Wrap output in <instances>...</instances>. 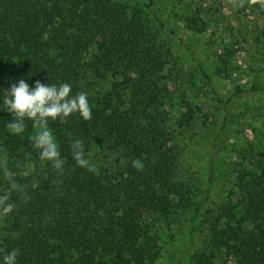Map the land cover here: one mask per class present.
I'll return each mask as SVG.
<instances>
[{
  "label": "trees",
  "instance_id": "trees-1",
  "mask_svg": "<svg viewBox=\"0 0 264 264\" xmlns=\"http://www.w3.org/2000/svg\"><path fill=\"white\" fill-rule=\"evenodd\" d=\"M154 4L0 0V93L20 79L30 87L67 82L92 107L88 121L73 116L51 125L67 161L59 177L39 162L31 125L14 136L0 111V149L29 190L27 203L0 215V249H18V264H156L158 230L183 213H191V242L200 244L190 264H264V146L238 151L237 161L218 149L231 103L264 94V86L240 84L223 97L203 66H193L225 118L212 144L201 139L191 172L182 148L194 140L196 118L179 95L188 84L185 63L175 58ZM197 15L184 14L183 21L203 33L207 24L201 10ZM71 138L83 140L91 170L74 165Z\"/></svg>",
  "mask_w": 264,
  "mask_h": 264
},
{
  "label": "rangeland",
  "instance_id": "rangeland-1",
  "mask_svg": "<svg viewBox=\"0 0 264 264\" xmlns=\"http://www.w3.org/2000/svg\"><path fill=\"white\" fill-rule=\"evenodd\" d=\"M154 9L166 27L165 35L175 58L185 63L183 78L188 84L181 88L179 95H184L195 110L196 133L193 142L182 151L189 163L188 169L196 172L202 154H199L201 139L207 136L208 143H213L221 130L225 109L215 101L211 88L193 66H203L223 97L229 98L240 84L244 89H249L253 82L264 86V0H155ZM198 10L207 24L203 33L190 30L183 21L184 14L193 13L198 17ZM229 113L231 118L219 142V156L237 161L238 151L241 154L261 151L264 94L238 96L231 103ZM196 138L199 139L195 141ZM227 167L228 164L223 167L225 172ZM191 217V213L175 215L168 225L160 227L161 254L156 264H190L189 254L200 246L199 239L191 242Z\"/></svg>",
  "mask_w": 264,
  "mask_h": 264
},
{
  "label": "clouds",
  "instance_id": "clouds-1",
  "mask_svg": "<svg viewBox=\"0 0 264 264\" xmlns=\"http://www.w3.org/2000/svg\"><path fill=\"white\" fill-rule=\"evenodd\" d=\"M0 111L8 114L6 128L14 136H22L26 129L35 130L32 147L37 158L57 177L66 169V158L62 155L60 144L51 125L66 124L73 116L88 121L92 117V107L88 95L81 91L73 92V86L64 82L44 84L36 81L34 86L24 79L11 83L10 87L0 93ZM70 157L74 165L80 169H92V162L85 149L83 140L70 139ZM137 169L142 167L139 160L133 161ZM0 178L6 184V190L0 193V215L12 214L17 201L27 203L29 190L17 178V172L9 165V156L0 149ZM16 197V200H13ZM18 249H0V264H18Z\"/></svg>",
  "mask_w": 264,
  "mask_h": 264
}]
</instances>
